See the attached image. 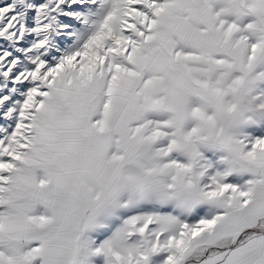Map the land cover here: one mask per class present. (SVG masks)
I'll return each instance as SVG.
<instances>
[{
    "label": "snow or ice",
    "instance_id": "1",
    "mask_svg": "<svg viewBox=\"0 0 264 264\" xmlns=\"http://www.w3.org/2000/svg\"><path fill=\"white\" fill-rule=\"evenodd\" d=\"M0 264H264V0H0Z\"/></svg>",
    "mask_w": 264,
    "mask_h": 264
}]
</instances>
